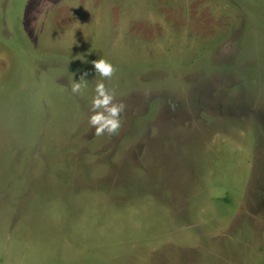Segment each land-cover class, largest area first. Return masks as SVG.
<instances>
[{
	"label": "rangeland",
	"instance_id": "rangeland-1",
	"mask_svg": "<svg viewBox=\"0 0 264 264\" xmlns=\"http://www.w3.org/2000/svg\"><path fill=\"white\" fill-rule=\"evenodd\" d=\"M0 264H264V0H0Z\"/></svg>",
	"mask_w": 264,
	"mask_h": 264
},
{
	"label": "clouds",
	"instance_id": "clouds-1",
	"mask_svg": "<svg viewBox=\"0 0 264 264\" xmlns=\"http://www.w3.org/2000/svg\"><path fill=\"white\" fill-rule=\"evenodd\" d=\"M91 63L96 74L104 78L112 76L114 67L111 62L101 57ZM86 82L84 74L78 80L72 79L71 92L81 94ZM94 93L90 101L91 114L88 117L89 125L94 128V135L115 134L120 127V114L124 111V103L115 102V93L105 87L103 80L96 82Z\"/></svg>",
	"mask_w": 264,
	"mask_h": 264
},
{
	"label": "crops",
	"instance_id": "crops-1",
	"mask_svg": "<svg viewBox=\"0 0 264 264\" xmlns=\"http://www.w3.org/2000/svg\"><path fill=\"white\" fill-rule=\"evenodd\" d=\"M84 19V18H83ZM80 42V41H79Z\"/></svg>",
	"mask_w": 264,
	"mask_h": 264
}]
</instances>
